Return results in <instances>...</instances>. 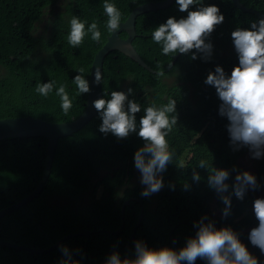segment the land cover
<instances>
[{"label": "trees", "instance_id": "trees-1", "mask_svg": "<svg viewBox=\"0 0 264 264\" xmlns=\"http://www.w3.org/2000/svg\"><path fill=\"white\" fill-rule=\"evenodd\" d=\"M59 1L0 0V118L32 115L48 121H70L84 110L87 94L77 95L73 78L83 68L82 75L89 82L93 56L110 34L103 9L105 0H63L61 4ZM146 1L154 0H108L120 10L121 20L137 4ZM240 1L264 14V0ZM201 2L204 6L216 5L224 16L223 23L206 40L213 45L208 61L200 59L199 53L192 60L195 50L184 55L177 53L175 59L172 53L162 55L161 45L152 40L154 29L167 18L187 16L173 0L165 8L136 18L137 34L132 44L155 72L118 50L109 52L103 62L102 98L110 99L111 91L127 94L131 88L133 92L128 98L141 105V111L136 114L137 125L145 107L176 100L178 124L166 137L175 155L162 174L163 188L148 197L140 195L145 186L131 182V178L136 170L134 152L144 141L135 132L126 139L99 132L102 121L97 113L81 129L58 139L44 189L27 204L0 217V239L36 248H46L65 234L80 229L92 233L68 238L41 254L0 246V264H60L64 259L61 245L69 249L78 264H105L114 251L121 259L126 256L131 259L135 257L133 232L135 242L142 241L149 248L169 247L178 251L185 246L187 238L195 237L194 222L203 216L217 229L227 226L236 233L238 227L258 226L253 201L259 198L255 192L264 188V156L255 159V169L250 173L255 176L259 189H249L243 201L232 194L228 217L212 214L211 202L215 201L221 212L225 205L215 190L208 187V171L211 166L229 171L226 181L229 192L225 193L228 195L237 172L247 171L238 159L249 150L247 147L233 150L226 129L228 121L218 114L221 101L215 88L206 85L204 80L217 65L226 75L231 74L233 66L238 65L231 32L237 27L250 29V24L260 17L240 10L232 0ZM189 10H196V6ZM45 15V28L36 33V24ZM73 16L85 22L87 33L76 48L68 43ZM93 21L101 31L99 42L93 41L87 32ZM121 36L126 33L121 32ZM158 71H164L165 75L157 76ZM49 81L56 84L48 97L35 92L38 83ZM61 84L66 86L73 102L67 115L55 94ZM46 144L44 136L0 139V209L36 187L44 169ZM201 159L208 161V171L198 167ZM233 167L236 171H232ZM193 168L201 177L199 182L192 179ZM185 183L190 186L188 190L183 187ZM136 197L141 199L144 209L134 231L140 213ZM126 199L129 202L124 207L122 220L121 206ZM120 227L119 233H112ZM250 230L242 232L239 239L258 264H264V253L248 239ZM195 264L207 262L197 259Z\"/></svg>", "mask_w": 264, "mask_h": 264}, {"label": "clouds", "instance_id": "clouds-1", "mask_svg": "<svg viewBox=\"0 0 264 264\" xmlns=\"http://www.w3.org/2000/svg\"><path fill=\"white\" fill-rule=\"evenodd\" d=\"M175 3L180 12H187V16L167 18L166 22L154 29L152 40L161 45L162 55L172 53L175 57L177 53L184 55L195 50L192 60H196L199 53L200 59L208 61L213 45L211 42L206 43V40L216 26L223 23V14L216 5L204 6L201 0H175ZM194 5L196 10H189ZM103 9L108 17L107 29L110 32L118 30L122 15L120 10L108 0H105ZM87 32L91 33L93 41H100L101 31L96 21L88 25ZM86 34L85 22L73 16L70 20L68 43L76 48L83 42ZM231 37L238 54V65L233 66L230 75H226L224 69L217 65L214 72L207 74L204 83L215 88L221 101L218 114L228 121L226 129L233 150L247 147L251 158L260 159L264 156V19L252 22L250 29L237 27L231 32ZM168 67H172L171 63ZM77 72L79 74L73 78L77 95L89 93V82L82 75L84 69L80 68ZM156 75L164 76L165 73L158 71ZM102 81L101 70L98 68L94 74V83L100 84ZM55 84V81L38 83L35 92L46 98L52 93ZM132 92L131 88L127 90V94L123 91H111L110 99L98 98L92 103L102 121L99 132L105 135L111 133L117 139H126L135 132L144 141L134 152V166L141 174L140 183L145 186L140 195L148 197L163 188L162 174L175 155L174 151H170L166 137L178 124L176 100L169 99L166 104L157 106L152 103L145 107L144 115L137 125L136 114L141 111V105L128 98ZM55 94L60 98L63 113L67 115L73 102L66 86L61 84L56 87ZM198 167L208 171V161L201 159ZM232 171H236L235 167ZM208 173V187L215 190L225 205L221 212L224 217L231 214L232 194L243 201L249 189L256 191L260 187L255 176L248 171L237 172L231 193L225 195L229 192V184L226 183L229 171L211 166ZM192 179L196 182L201 180L195 168L192 170ZM169 187L174 190L173 185ZM183 187L188 190L190 186L185 183ZM212 203L217 205L215 201ZM253 211L258 226L252 229L245 226L243 232L251 229L248 235L250 243L264 253V198L253 201ZM194 226L197 228L195 237L187 238L185 246L178 251L169 247L152 249L142 241L134 240V258L126 256L121 259L119 253L114 251L107 257L105 264H195L197 259L205 260L207 264H258L257 258L240 241L241 233L234 232L231 227L217 229L207 216L194 222ZM173 243L176 241L173 240ZM60 251L64 257L60 264H78L66 246L61 245Z\"/></svg>", "mask_w": 264, "mask_h": 264}, {"label": "water", "instance_id": "water-1", "mask_svg": "<svg viewBox=\"0 0 264 264\" xmlns=\"http://www.w3.org/2000/svg\"><path fill=\"white\" fill-rule=\"evenodd\" d=\"M173 2V0H154L146 1L140 4H137L127 15L124 20L120 21V26L118 30L110 32L107 36L106 41L99 47L95 52L89 74V86L90 92L87 93L86 104L84 110L77 117L73 118L70 121H48L32 115L24 116H12V117H1L0 118V139L10 136H44L46 137V159L44 164V169L42 176L36 185V187L30 191L23 198L11 203L10 205L0 209V217L4 216L20 208L21 206L30 202L35 198L43 189L48 180V177L51 172L53 157L55 154V149L57 146V141L60 137L71 135L77 130L81 129L88 121L94 117L97 112L93 107V101L98 98H102V82L100 84L94 83V74L96 69L103 70V62L109 52L113 50H118L126 55L133 58L140 65L147 68L148 70L155 72L156 70L152 69L140 56L136 48L133 46L132 41L137 34L136 31V18L138 15L152 11L158 10L167 7ZM233 4L244 12H250L257 15L260 19H264V14L256 9L246 7L240 0H232ZM125 32L126 36L122 37L121 32ZM176 56L174 57V59ZM133 198V197H132ZM140 203V213L138 219L134 225L135 228L138 226L139 221L143 213V203L139 197L135 198ZM129 202V199H126L121 206L122 220L124 216V207ZM123 223L121 224V227ZM121 227L112 233H119ZM92 233L90 230L80 229L71 233H67L58 240H56L52 245L46 248H36L22 243L13 242L10 240L0 239V246H7L17 249H22L29 251L35 254L47 253L52 249L56 248L64 240L75 237V236H89ZM132 239L134 241V232L132 233ZM135 243V242H134Z\"/></svg>", "mask_w": 264, "mask_h": 264}, {"label": "rangeland", "instance_id": "rangeland-1", "mask_svg": "<svg viewBox=\"0 0 264 264\" xmlns=\"http://www.w3.org/2000/svg\"><path fill=\"white\" fill-rule=\"evenodd\" d=\"M63 2V0H60L59 3L61 4ZM58 4V5H60ZM46 20H47V15L44 16V20L41 23H37L36 24V28L38 32H41L42 30H44L45 25H46ZM238 162L247 169V171H250L249 173H251V171L255 169V159L251 158L250 152L244 153L241 157H239ZM140 172L136 169L132 178H131V182L137 183V184H141L140 183ZM142 185V184H141ZM255 195L259 198H264V188L259 189L258 191L255 192Z\"/></svg>", "mask_w": 264, "mask_h": 264}, {"label": "flooded vegetation", "instance_id": "flooded-vegetation-1", "mask_svg": "<svg viewBox=\"0 0 264 264\" xmlns=\"http://www.w3.org/2000/svg\"><path fill=\"white\" fill-rule=\"evenodd\" d=\"M211 209H212V213H213L214 217L220 216L222 214L215 203L211 204ZM246 228H248V227H246ZM237 230H238L237 233H242L243 232V228H241V227H238Z\"/></svg>", "mask_w": 264, "mask_h": 264}]
</instances>
